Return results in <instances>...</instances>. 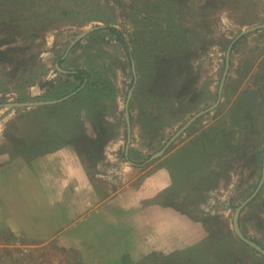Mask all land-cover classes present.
I'll return each mask as SVG.
<instances>
[{
	"label": "rangeland",
	"instance_id": "374dc122",
	"mask_svg": "<svg viewBox=\"0 0 264 264\" xmlns=\"http://www.w3.org/2000/svg\"><path fill=\"white\" fill-rule=\"evenodd\" d=\"M259 24L264 0H0V103L77 90L59 103L0 107V167L12 154L77 144L103 198L140 205L158 231L129 262L168 264L170 255L177 261V253L192 255L221 237L224 263L264 264L234 227L237 207L263 175L264 27L234 42L217 107L151 158L217 103L229 46ZM111 26L127 39L134 64ZM80 68L90 79L70 75ZM240 226L264 247V184L243 208ZM0 264L82 262L54 240L0 226Z\"/></svg>",
	"mask_w": 264,
	"mask_h": 264
},
{
	"label": "crops",
	"instance_id": "0c3cea01",
	"mask_svg": "<svg viewBox=\"0 0 264 264\" xmlns=\"http://www.w3.org/2000/svg\"><path fill=\"white\" fill-rule=\"evenodd\" d=\"M119 197L98 192L77 144L12 154L0 167V226L54 240L82 264H136L126 259L158 234L145 209Z\"/></svg>",
	"mask_w": 264,
	"mask_h": 264
},
{
	"label": "water",
	"instance_id": "95a60500",
	"mask_svg": "<svg viewBox=\"0 0 264 264\" xmlns=\"http://www.w3.org/2000/svg\"><path fill=\"white\" fill-rule=\"evenodd\" d=\"M100 26H94L82 33L79 34V36L75 39V41L72 43L75 44L78 40H80L81 38L85 37L88 33L92 32L93 30H96L97 28H99ZM264 27V24H259V25H255V26H252V27H249L247 29H244L235 39L234 41L231 43V45L229 46L228 48V52H227V65H226V69H225V73H224V76H223V79H222V82H221V86H220V96H219V99L217 101V103L199 113H197L196 115H194L189 121L188 123L183 126L171 139L170 141L166 144V146L159 152L155 153L151 158H156V157H159L161 155H163L167 149L168 146H170L173 141L181 134L183 133L193 122H195L200 116H202L203 114L207 113L208 111H211L213 109H215L217 107V105L219 104V102L221 101V98H222V92H223V87H224V84H225V80L227 78V75H228V72H229V66H230V60H231V51H232V47H233V44L234 42L240 37L242 36L243 34H246V33H249L253 30H256L258 28H262ZM71 45V46H72ZM58 67L63 70L59 64H58ZM64 71V70H63ZM133 91L134 89L132 88L130 93H129V97H128V101H127V118H128V122H129V140H128V145H127V150L130 146V142H131V127H130V112H129V104H130V101H131V98H132V95H133ZM77 92L74 91L73 93L65 96V97H62V98H59V99H54V100H43V101H18V102H7V103H0V107H3V106H7V107H29V106H43V105H49V104H54V103H59L67 98H69L70 96H72L73 94H75ZM264 184V167H263V175H262V179L256 189V191L254 192V194L248 199L246 200L244 203H242L240 206L237 207L236 209V212H235V216H234V227H235V231L237 233V235L243 240L245 241L246 243H248L249 245H251L252 247H254L256 250H258L259 252H261L262 254H264V247L259 244L258 242L250 239L249 237H247L242 229H241V226H240V215H241V212L243 210V208L245 207V205L250 201L252 200L256 194L260 191V189L262 188Z\"/></svg>",
	"mask_w": 264,
	"mask_h": 264
},
{
	"label": "trees",
	"instance_id": "16d2710c",
	"mask_svg": "<svg viewBox=\"0 0 264 264\" xmlns=\"http://www.w3.org/2000/svg\"><path fill=\"white\" fill-rule=\"evenodd\" d=\"M112 29L113 32L118 34V39L120 38L121 42L125 44V47L127 49V54L131 60V62L134 64V54L132 49H130V44L127 42V39L125 37H122L120 34L122 33L121 30H119L118 28H114V27H109ZM136 58V56H135ZM70 75L75 76L77 79H80L83 81L84 79V75L86 76L87 79H90L91 77V71L85 68H80V69H76L75 71H72L70 73ZM85 78V79H86ZM203 139V137H201ZM229 236V234H224V237ZM223 240H225V238H221L218 237V239H214L213 243L210 245H198L197 248H193L192 250L193 253L192 255L189 253V255L187 254L184 257V252L182 251L179 254V258L178 260H172L173 258L170 255L168 257V259L171 261L168 264H184L183 260L186 259L184 262L185 264H223L224 260H223V254L226 253L227 249L223 244ZM186 250V249H185ZM188 251V250H187ZM227 254H229V252L227 251ZM227 264V261L224 263Z\"/></svg>",
	"mask_w": 264,
	"mask_h": 264
}]
</instances>
